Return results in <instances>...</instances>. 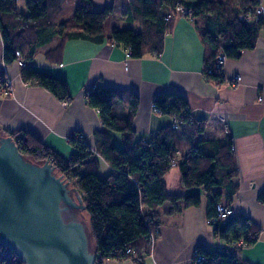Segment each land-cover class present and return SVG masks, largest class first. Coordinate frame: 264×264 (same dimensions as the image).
<instances>
[{
  "label": "trees",
  "instance_id": "16d2710c",
  "mask_svg": "<svg viewBox=\"0 0 264 264\" xmlns=\"http://www.w3.org/2000/svg\"><path fill=\"white\" fill-rule=\"evenodd\" d=\"M92 1L25 0L21 11L18 0H0L4 64L15 62V53L19 51L26 63L20 72L24 83L44 88L68 103L71 97L66 82L48 73L37 72L30 65L38 48L57 39L58 43L44 53L45 58L55 64L61 62L64 45L70 39L105 40L122 47L132 58L159 56L164 38L172 31L177 17L192 21L199 18V26L201 21L205 26L199 34L204 46L202 73L207 81L219 85L223 79L214 68L216 55L222 51L227 59H232L238 58L243 51L253 50L259 32L264 29L262 16L256 20L245 19L248 15L253 17L258 0H126L121 20L130 27H113L105 35L104 22L113 6L94 11ZM176 7L189 10L190 15H180L175 11ZM70 9L72 13L68 17ZM2 86L0 82V93ZM153 103L159 110L157 113L172 117L181 113L182 118L187 119L186 100L178 91L156 95ZM86 104L96 109L100 118V126L93 134L95 150L82 140L70 137L74 152L63 158L27 131H9L0 126V136L10 135L19 152L32 162L43 164L48 161L56 173L70 181L72 188L80 194L88 215L90 249L97 255L95 264H103L107 259L145 264L154 246L148 244L147 236L151 231L156 241L161 206L167 204L163 214L171 215L183 208L200 205L198 194L170 193L166 188L164 177L174 167L176 152L180 150L188 148L189 151L177 163L180 188L202 189L207 197L206 218L216 217L218 203L229 205L228 201L238 190L235 183L238 170L229 136L211 142L212 151L205 153L199 145L192 144V139L204 131L205 123L186 120L181 137H177L176 130L169 125L156 130L148 139L136 138L133 120L139 97L131 89L97 86L86 93ZM118 104H125V115L114 111ZM117 133L122 137L121 147L116 143ZM100 159L110 167L106 176L98 173ZM258 200L264 201V187ZM78 219L81 220L79 213ZM213 227L214 235L227 245L242 240L245 246H250L260 233V229L248 219L235 218V215L225 222L219 220ZM239 249L207 251L198 247L196 251L203 260L191 264H253L238 256ZM127 250H130L129 254ZM4 251L8 249L0 245V264H22L10 251L9 257L3 254Z\"/></svg>",
  "mask_w": 264,
  "mask_h": 264
},
{
  "label": "crops",
  "instance_id": "0c3cea01",
  "mask_svg": "<svg viewBox=\"0 0 264 264\" xmlns=\"http://www.w3.org/2000/svg\"><path fill=\"white\" fill-rule=\"evenodd\" d=\"M92 3L93 10L99 11L107 5L114 7L115 0H93ZM24 5L25 0H18L21 11ZM262 6L264 18V0ZM125 10L126 2L118 21L112 19L107 25L104 22L105 35L113 27H130L121 20ZM198 20L177 17L172 31L164 38L159 56L132 58L125 49L105 40L70 39L64 45L61 62L55 64L48 61L44 53L58 43L57 39L38 48L30 65L37 72L66 82L71 98L65 105L50 91L24 83L21 68L15 62L4 64L0 38V73L12 81L10 94L0 93V126L9 131H27L68 158L74 152L70 137L78 139L83 135L82 141L95 150L93 134L100 126V118L98 111L86 104V93L90 89L99 86L133 90L139 97L133 120L135 137L147 139L172 121V116L151 110L153 98L167 91L180 92L194 120L205 123L204 131L192 139V144L210 153L211 142L231 138L238 190L228 204L235 218H246L260 229L256 242L240 248L237 254L253 264H264V201L258 200L264 187V29L259 32L253 50L243 51L238 58L224 63L223 77L238 75L239 83L216 85L207 81L202 73L204 46L199 34L205 26L203 21L199 26ZM114 111L125 115V104H118ZM182 134V130L176 131L177 137ZM116 139V143L121 144V135L116 134ZM98 167L100 176L110 172V167L101 159ZM164 181L170 193L198 194L200 205L171 215L163 214L167 207L161 206L159 233L145 264H191L198 247L207 251L226 249L227 243L214 235L213 226L206 224L207 197L202 189L182 190L180 173L173 168ZM103 264L134 263L107 259Z\"/></svg>",
  "mask_w": 264,
  "mask_h": 264
},
{
  "label": "water",
  "instance_id": "95a60500",
  "mask_svg": "<svg viewBox=\"0 0 264 264\" xmlns=\"http://www.w3.org/2000/svg\"><path fill=\"white\" fill-rule=\"evenodd\" d=\"M75 193L48 161L32 162L0 136V245L23 264L96 263Z\"/></svg>",
  "mask_w": 264,
  "mask_h": 264
},
{
  "label": "built area",
  "instance_id": "2783aa9c",
  "mask_svg": "<svg viewBox=\"0 0 264 264\" xmlns=\"http://www.w3.org/2000/svg\"><path fill=\"white\" fill-rule=\"evenodd\" d=\"M261 1L262 0H258V3H260ZM175 11L179 12L180 15H182V14L183 15H190V11L186 10V9H183L182 7H176ZM262 13H263V7H261L258 4L257 7L255 8L253 17H251V15H248L247 18H245V19L248 20V21H250L252 19L256 20L259 16L262 15ZM240 19H244V18L240 17ZM15 55H16L15 63L20 68L24 67L26 65V63L22 60L19 51H16ZM128 55H129V53H128ZM226 60H227V58L224 56V53L222 51H220L215 57L214 68L217 69L219 71L220 75L222 76V79H223L222 83L228 84L230 86H236L237 83H239V81L241 80L240 76L237 75V76H234L233 78L223 77V67H224V63H225ZM0 82L3 85L2 86L3 88H2V91H1L2 95L8 96L10 94V92H11L10 91L11 90V86H12L11 79L6 74L1 73ZM63 104L65 105L66 102H63ZM151 110L154 111V112H158L159 111L154 103H152V105H151ZM185 115L187 116V119H183L182 118L183 114H181V113L178 114L175 117H172V121H171L170 125H171V127L174 130H176V131L182 130L186 126L187 121L188 122L194 121L193 116L191 115V113L187 109L185 110ZM83 138H84L83 135H79L78 136L79 140H83ZM176 153H177L176 155L179 156V157L178 158L175 157V160L173 161L174 162L173 164H175L176 161L179 162L180 158L185 157L189 153V151H184V152L178 151ZM233 216H234V210L232 209V207L230 205H223V204L218 203L216 205V217H214V218L212 217V218L207 219V223L210 224L211 226H213L219 220H221L222 222H225V221H227L228 219H230ZM147 237H148V239H147L148 244L153 246V242H155L153 233H151V231H149V235ZM242 247H245V244H244V242H242V240H239L236 244L228 245V247H226V248L232 250V249H235V248L238 249V248H242ZM8 251H4L3 252V254L6 255L7 257L10 256L9 254L11 252V251L10 252H8ZM129 252H130V250L126 251V253H128V254H129ZM15 258L18 259V257L16 255H15ZM192 260L194 262L201 261V260H203V256L200 253H198L196 250H194ZM138 261H141V260L138 259Z\"/></svg>",
  "mask_w": 264,
  "mask_h": 264
},
{
  "label": "rangeland",
  "instance_id": "374dc122",
  "mask_svg": "<svg viewBox=\"0 0 264 264\" xmlns=\"http://www.w3.org/2000/svg\"><path fill=\"white\" fill-rule=\"evenodd\" d=\"M125 2H126V0H115L114 7H113V11H112V13H111V14L106 18V20H105V24H106V25H107L108 22H110L112 19L118 21V18L121 16V14H122V12H123ZM259 5H260L261 7H263V6H262V1L259 3ZM106 25H105V26H106ZM220 84H222V83H220ZM117 134L120 135V133H117ZM118 145L121 147L123 144H122V143H121V144L118 143ZM187 149H188V148H185V149L180 150V151L184 152V151H187ZM176 154H177V153H176ZM175 157L178 158L179 156L175 155ZM173 163H174V162H173ZM177 163H178V161H176L175 164H173L174 167H172V168H173V169H177V170L179 171V168H178V166H177ZM79 195H80V194H79ZM75 198H76L77 202L79 203V199H78V197H77V193H75ZM164 207H167V204H164ZM78 212H79V214H80V216H81V220L86 224V226H88V215H87L86 211L82 208V209H79ZM206 224L209 225V226H211L210 224L207 223V219H206ZM154 243H155V242H153V245H154ZM245 247H247V246H245ZM226 249H227V248H226ZM151 252H152V248L150 249V255H151ZM192 261H193V260H192Z\"/></svg>",
  "mask_w": 264,
  "mask_h": 264
},
{
  "label": "bare ground",
  "instance_id": "6f19581e",
  "mask_svg": "<svg viewBox=\"0 0 264 264\" xmlns=\"http://www.w3.org/2000/svg\"><path fill=\"white\" fill-rule=\"evenodd\" d=\"M243 242V241H242Z\"/></svg>",
  "mask_w": 264,
  "mask_h": 264
}]
</instances>
